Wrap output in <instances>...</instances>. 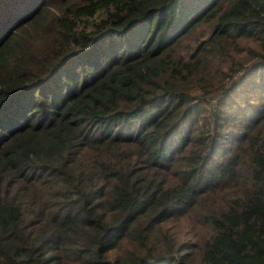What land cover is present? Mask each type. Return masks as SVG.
<instances>
[{"label": "trees", "instance_id": "16d2710c", "mask_svg": "<svg viewBox=\"0 0 264 264\" xmlns=\"http://www.w3.org/2000/svg\"><path fill=\"white\" fill-rule=\"evenodd\" d=\"M0 264H264V0H0Z\"/></svg>", "mask_w": 264, "mask_h": 264}]
</instances>
